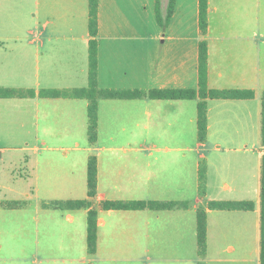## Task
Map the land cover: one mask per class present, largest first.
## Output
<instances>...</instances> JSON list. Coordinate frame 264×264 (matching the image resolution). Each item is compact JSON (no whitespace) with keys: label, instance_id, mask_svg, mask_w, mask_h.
Here are the masks:
<instances>
[{"label":"crops","instance_id":"crops-1","mask_svg":"<svg viewBox=\"0 0 264 264\" xmlns=\"http://www.w3.org/2000/svg\"><path fill=\"white\" fill-rule=\"evenodd\" d=\"M168 3L162 0L164 9ZM25 5L33 10V23L11 30L3 19L8 0H0V88L33 94L0 98V148L21 144L17 161H8L19 170L12 176L15 186L0 185L6 193L0 204L27 203L22 209L0 208V240L7 217L11 236L21 240L18 247L0 241V264H210L213 254L219 255L215 264H248L250 223L253 236L260 235V195L253 211L211 210L209 203L221 197L211 196L209 175L213 158L243 160L249 151L251 104L258 102L261 108L264 92V0H209V88L251 90L255 97L208 100L205 142L198 139V99L103 98L94 145L86 98L41 96L43 90L88 88L89 0H19L17 10H27ZM156 6L157 0H98L100 89L198 88L199 0H176L165 32ZM255 117L254 128L261 133L256 106ZM8 150H0L1 161ZM93 155L98 168L95 205L172 202L187 208L99 210L97 252L91 256L88 210L43 205L87 199ZM262 155L260 151L261 160ZM202 162L208 164L204 196ZM218 190L228 192L231 201L244 202L248 173L246 182L242 171L232 174ZM202 208L208 215L205 257H199L197 238ZM226 219L238 223L232 239L223 230ZM217 227L222 231L215 238ZM215 241L220 244L213 249Z\"/></svg>","mask_w":264,"mask_h":264},{"label":"trees","instance_id":"trees-1","mask_svg":"<svg viewBox=\"0 0 264 264\" xmlns=\"http://www.w3.org/2000/svg\"><path fill=\"white\" fill-rule=\"evenodd\" d=\"M176 0H169L168 6L163 12L162 0H157L156 15L163 32H165L171 22ZM199 28L203 39L199 44V83L197 89L189 90H153V91H115L103 90L98 87V0H89V31L91 35L89 49V86L82 90L59 91L43 90L41 96L77 97L86 98L89 101V142L96 144L98 137V107L100 99H140L149 98L157 100H195L198 99V139L205 142L208 135V100H250L255 97L251 90H213L209 88V46L205 37L209 31V0H199ZM33 95L21 90L0 88V98H23ZM261 160L260 176V264H264V92L261 98ZM200 169L201 191L205 194L206 179H203V171ZM97 158L91 156L88 162L87 183L88 198L85 200L54 201L43 206L56 210H80L87 209V247L89 254L95 255L98 245V216L99 210H165L174 208H187L185 203L172 202H122L106 201L99 206L95 205L97 196ZM27 206L26 202H7L0 204V208L14 210ZM211 210L226 211H253L255 204L252 202H215L209 203ZM197 238L199 257H205L208 250V215L205 209L197 212Z\"/></svg>","mask_w":264,"mask_h":264},{"label":"rangeland","instance_id":"rangeland-1","mask_svg":"<svg viewBox=\"0 0 264 264\" xmlns=\"http://www.w3.org/2000/svg\"><path fill=\"white\" fill-rule=\"evenodd\" d=\"M19 5V0H8V6L9 10H5V15L3 17L4 22L8 25V27L12 30L15 28L16 25L19 26H24L30 22L33 23V10H28V5H25V9L27 6V10H17ZM163 7V4H162ZM32 8V7H31ZM163 12L165 13L164 7H163ZM158 22V19H157ZM159 23V22H158ZM162 29V28H161ZM163 31V30H162ZM258 103V102H257ZM257 103H252V110H253V118H251L250 121V128H251V133H250V141L248 144V153L243 154L242 156L244 159L242 160H235L234 157L231 155H225L223 157H215L213 158V164H212V169H211V174L209 175L210 182H211V196L218 198L215 199V202H233L231 201V196L229 195L228 192H225L224 194H220L221 191L218 190V188L222 187V185H226L230 183V178L232 177V174H240L241 171L244 176V181L246 182V175L248 173V180H249V191L246 193L247 195L244 196V202H252L257 204L259 195H260V164H261V156H260V151H261V133L258 132L254 128L257 125V122L255 121V106L256 109L258 107V110L260 112V106H258ZM259 123L261 126V121L259 117ZM230 124L226 125V129H230ZM11 148H0L1 151L5 149L8 150V156L4 157V160H0V185L5 184V186L8 187H14L15 184L13 183L12 176L16 174L19 170L16 168L17 166L11 165V162L8 161H17L18 155H20V150L19 147L21 144L17 143H11ZM16 147V148H14ZM248 156V160L246 159ZM3 161L8 162L6 165L3 164ZM248 161V165H247ZM207 163L202 162L201 163V168H206L205 172L203 171V179L208 178L207 174ZM8 172V173H6ZM206 189V186H205ZM204 189V190H205ZM207 192V191H206ZM244 193V194H245ZM5 192L4 190L0 187V199L5 198ZM221 196H217V195ZM188 195V192H187ZM201 196H204V194L201 191ZM7 217V216H6ZM251 222V221H250ZM225 225L223 230L225 231L227 237L229 239H232L233 236L236 234V227H238V223L234 219H226L225 220ZM4 225V224H3ZM250 247H249V252H248V264H259V252H260V235L259 233L253 236V228H252V223H250ZM5 233L1 237V245L4 247H18L21 244V240L18 238H14L11 236L10 231L11 226L8 217L6 218L5 222ZM217 229V235L215 238H217L218 235H221L219 231H222V228L220 230ZM223 239L221 237L220 243H222ZM47 242V240H46ZM219 243V244H220ZM29 242L27 241L26 245H28ZM219 244H217V241L214 242L213 244V249L216 248ZM219 258V255H212L211 260L212 263L210 264H215L216 260Z\"/></svg>","mask_w":264,"mask_h":264}]
</instances>
